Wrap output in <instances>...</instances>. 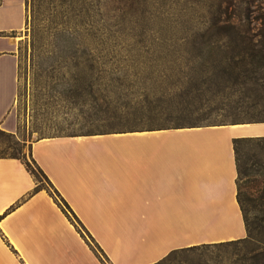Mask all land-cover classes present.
Masks as SVG:
<instances>
[{
  "label": "crops",
  "instance_id": "obj_1",
  "mask_svg": "<svg viewBox=\"0 0 264 264\" xmlns=\"http://www.w3.org/2000/svg\"><path fill=\"white\" fill-rule=\"evenodd\" d=\"M27 0H0V124L12 128ZM264 118L54 134L30 152L90 240L19 157L0 155V264H153L174 249L248 235L234 138ZM89 232V233H88Z\"/></svg>",
  "mask_w": 264,
  "mask_h": 264
},
{
  "label": "rangeland",
  "instance_id": "obj_2",
  "mask_svg": "<svg viewBox=\"0 0 264 264\" xmlns=\"http://www.w3.org/2000/svg\"><path fill=\"white\" fill-rule=\"evenodd\" d=\"M91 0V3L79 10L70 20L67 14L52 21V8L46 3L41 4V14L31 22V3L28 5V19L21 31L8 34L17 37L19 53V90L14 108V125L8 128L0 124V154H10L20 148V153L31 161L30 146L38 137L54 134L94 133L110 130H128L158 125L161 120L152 116L143 97L135 98L130 107L143 110L138 119L130 125L124 121H116L113 126L96 125L89 116V103L75 104L72 98L63 92L70 88L71 70L84 66L80 59L75 64L76 54L68 49L65 54L52 58L49 56L59 46L88 45L91 51L85 56H91L104 68L108 76L112 65L131 64L142 70L146 85H154L159 77V65L153 60L152 53L132 55L127 51L128 44H161L164 42L190 45L193 35L186 32L190 29H204L217 22L220 13L218 0ZM67 9V6L59 8ZM230 20L236 24L242 23L249 29L248 38L240 41L235 48V68L242 72L248 67L249 97L245 92L234 91L229 94L220 88L216 94L209 92L211 101L200 113L185 118L183 124L200 125L220 121L246 120L264 115V77L263 84L255 82L254 75L264 76V65L255 70L256 62L253 58V48L264 52V0H245L242 9L232 5ZM80 28V35L70 34L69 38H58L57 30L66 28L69 33L74 28ZM97 30V31H96ZM113 30L110 35L109 31ZM97 33L93 35V32ZM247 48L246 63L241 61L238 52L241 47ZM58 54V52H56ZM84 56V57H85ZM132 59H136L134 63ZM104 61L107 63L102 64ZM166 60H161L165 64ZM134 63V64H133ZM51 64L61 65L55 70ZM161 69V67H160ZM123 74V71H121ZM65 74V76H62ZM177 77V76H176ZM176 77L173 78L176 81ZM106 87V85H101ZM113 88L115 85H107ZM148 86V87H149ZM247 93V92H246ZM254 102H257L254 105ZM124 108V107H122ZM154 117V118H153ZM167 124H173L172 122ZM3 131V132H2ZM241 156V177L243 203L251 208V216L264 214V200L259 197L264 193V140L245 141L239 146ZM37 180L44 184L63 204L47 178L38 170ZM262 190V191H261ZM250 194L253 200H248ZM79 225V223L75 220ZM80 226V225H79ZM254 239L251 246L259 248L264 245V227L254 226ZM85 236L90 237L81 228ZM196 248L181 249L172 253L164 264H264V251L258 252L252 258H245L246 246L243 244H229L217 246L214 244H197ZM108 264L107 259L101 255Z\"/></svg>",
  "mask_w": 264,
  "mask_h": 264
},
{
  "label": "trees",
  "instance_id": "obj_3",
  "mask_svg": "<svg viewBox=\"0 0 264 264\" xmlns=\"http://www.w3.org/2000/svg\"><path fill=\"white\" fill-rule=\"evenodd\" d=\"M51 6L52 10V21L55 22L59 17H64L67 14L70 18L75 17L78 6L81 9L87 8L86 4L91 3V0H27V8L31 3V22L34 24L35 19L41 14V4L46 3ZM101 0L97 1V4ZM245 0H218V9L220 11L218 20L206 26L204 29H190L186 32V35L191 33L193 35V42L190 45H179L177 43L164 42L161 44H128L126 46L127 51L132 55L143 53H152L154 56L153 60L157 61L159 67V77L154 80V85L147 86L145 77L142 74V70L137 66H131V64H116L112 65L109 75L102 71L98 61L93 59L91 56H85L91 51L88 45L81 46H59V50H54L49 56L52 58L66 55L65 52L68 49H72V52L80 53L76 54L75 64H79L80 59L84 60V66L77 70H71V84L70 88L63 89V92L72 98V102L75 104L89 103V116L96 125L109 124L113 126L116 121H124L132 123L134 119H138L139 115L143 110L138 108L130 107L131 102L141 96L146 102L148 112L156 119H160L158 125L151 127H180L190 126L191 124H183L181 121L193 117L200 113V110L211 101V95L216 94L220 88L231 95L234 91L245 92V95L249 97L248 89V67L244 66L242 72L236 71L235 68V48L240 45L244 39L248 38L246 31L249 27L242 23H234L230 20V7L236 6L239 10L242 9L243 2ZM60 6H67V9L59 8ZM64 30H57L56 36L58 38H69L72 33L74 35H80L82 32L80 28H74L69 33ZM97 31V30H96ZM94 31L93 35L97 32ZM110 35L114 32L109 31ZM1 34V33H0ZM248 45L246 48L241 47L237 53L241 56V61L246 63ZM253 58L256 62L255 70L262 68L264 65V52L253 48ZM58 52V54H56ZM85 56V57H84ZM166 60L165 64H161V60ZM136 62V59H132ZM107 63L104 61L102 64ZM133 63V64H134ZM21 63H19V66ZM61 65H52L51 69L55 70L56 67ZM123 71V74H121ZM62 76H65L63 74ZM177 76V77H176ZM176 77V81L173 78ZM262 75H254L255 82L263 84ZM106 85L102 87L101 85ZM114 84L113 88H108L107 85ZM209 92L212 94L208 95ZM247 92V93H246ZM257 102H254L256 105ZM124 107V108H122ZM153 117V118H154ZM262 117H255L252 119H261ZM237 121V120H234ZM172 122L173 124H167ZM135 130V129H128ZM113 131V130H110ZM3 132V131H2ZM106 132V131H103ZM79 134V133H70ZM264 140V136L255 137H236L234 138V144L236 149L237 163L239 167V175L237 178L238 184V198L244 211V217L248 228V235L243 238L225 240L215 243H204L214 244L217 246H225L229 244H243L247 250L245 258H252L257 255L258 252L264 251V245L259 248L251 246V242L254 239V226L264 227V214L261 215L256 213L251 216V208H246L243 203V191H242V177H241V156L239 153V146L245 141H256L258 143ZM20 148H17L16 152L10 154L0 155H11L21 158L32 171L37 178L36 170L40 171L48 180L57 196L63 202V204L57 201L62 206L65 213L75 222L79 223L76 225L86 229L80 218L77 216L75 211L72 209L69 202L61 195L59 190L54 186L52 181L48 178L44 170L39 166L37 161L31 155V161H29L25 155L20 153ZM38 179V178H37ZM36 189L46 187L44 184L37 180ZM47 188V187H46ZM262 191V190H261ZM248 200H253L250 194L246 195ZM264 200V193L259 195ZM82 231V230H81ZM89 233V232H88ZM198 245L189 246L186 248H179L172 250L161 260L153 264H164L165 261L170 257L172 253H175L181 249L196 248Z\"/></svg>",
  "mask_w": 264,
  "mask_h": 264
}]
</instances>
